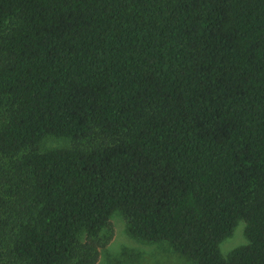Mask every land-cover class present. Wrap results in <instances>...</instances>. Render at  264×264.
I'll return each instance as SVG.
<instances>
[{"label": "trees", "instance_id": "trees-1", "mask_svg": "<svg viewBox=\"0 0 264 264\" xmlns=\"http://www.w3.org/2000/svg\"><path fill=\"white\" fill-rule=\"evenodd\" d=\"M114 212L264 264V0H0V264H97Z\"/></svg>", "mask_w": 264, "mask_h": 264}, {"label": "rangeland", "instance_id": "rangeland-1", "mask_svg": "<svg viewBox=\"0 0 264 264\" xmlns=\"http://www.w3.org/2000/svg\"><path fill=\"white\" fill-rule=\"evenodd\" d=\"M110 225L101 234L109 236V242L100 249L97 264H191L183 257L166 249L165 245L139 241L128 232L125 220L119 212L110 217ZM244 222L238 221L230 236L220 243V251L226 256L232 248L245 243Z\"/></svg>", "mask_w": 264, "mask_h": 264}]
</instances>
